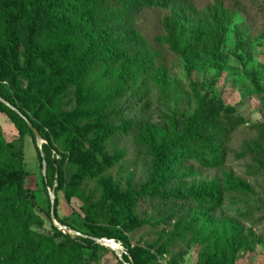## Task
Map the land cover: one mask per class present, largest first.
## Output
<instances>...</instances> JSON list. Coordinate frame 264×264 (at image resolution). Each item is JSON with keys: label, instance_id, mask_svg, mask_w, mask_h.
Returning <instances> with one entry per match:
<instances>
[{"label": "rangeland", "instance_id": "1", "mask_svg": "<svg viewBox=\"0 0 264 264\" xmlns=\"http://www.w3.org/2000/svg\"><path fill=\"white\" fill-rule=\"evenodd\" d=\"M224 2L231 10L232 19L214 66L204 55L192 53L183 57L164 43L163 18L172 12L171 8H144L137 14L136 26L155 55V66L146 76L133 82L132 88L117 102L132 95L140 96L142 99L137 101L136 109L145 104V116L98 120L87 115L79 108L82 95L78 94L75 84L65 85L54 100L47 101L33 115L52 140L57 129L66 133L77 127L84 130L85 135L79 152L60 147L67 158L62 177L64 186H60L59 179H56V194L53 189L44 186L46 167L42 165L36 142L30 134L25 136L26 185L35 193L37 203L29 222V230L33 232L31 236L55 233L53 226L56 224L47 213L51 195H54L59 217L57 223L71 226L69 231L56 226L64 233L72 237L86 236L84 233H91L98 227H101L99 230H107L111 226L109 215H105L98 225H92L85 218L83 199L68 197L65 191L76 171L92 166L91 156L83 151L94 145L109 166L101 173L89 171L79 188L84 194L93 192L95 201L108 194L112 210L119 213L130 201L131 211L123 213L132 216L127 218V227L121 229L122 238L130 248L121 240L114 239L120 244L122 255L127 254L133 261L130 249H134L138 258L147 264H203L206 253L212 251V247L195 235L204 224L211 232L212 240L225 232L230 239L240 243L235 264H264V156L253 150L256 144L264 147V101L243 71L246 68L256 72L264 86V0ZM194 3L202 10L214 0H194ZM189 18L192 27L202 24L201 17ZM9 25L8 17L0 10V38L9 31ZM237 25L243 41L240 44L235 31ZM70 34V31H58L51 37L54 43L63 46L70 41ZM19 38L23 46L19 65L24 67L26 39L22 29L19 30ZM191 65H202L203 69L190 70ZM0 67L5 73L10 72L7 64L0 62ZM117 75L115 66L110 75L102 77L100 85L112 87ZM13 80L27 90L36 103L42 104L47 100L44 93L50 85L49 72L34 78L16 75ZM5 83L10 86L9 81ZM207 91L220 97L226 105L235 106L236 113L244 117L246 123L234 132L228 144L230 151L222 166L207 167L180 156L172 164L162 191L168 194L175 189L182 194L200 196L221 193L219 203H188L180 198H159L149 194L147 191L156 172V157L151 142L143 136L150 132L154 139L161 136L171 139L175 134H182L186 118L195 112L200 96ZM122 121L127 123L125 129L121 128ZM0 130L6 141H13L19 146L17 128L2 113ZM45 142L47 140L43 139ZM54 143L59 146L58 142ZM107 178H111L113 184H109ZM183 224L186 226L180 227ZM93 238L96 241L100 239ZM62 239L61 236L56 237L55 242L59 243ZM6 243L0 241V252L8 249ZM76 246L82 249L86 264H121L120 260H123L107 245L106 249L92 255L90 249L69 242L60 250L59 256Z\"/></svg>", "mask_w": 264, "mask_h": 264}, {"label": "trees", "instance_id": "2", "mask_svg": "<svg viewBox=\"0 0 264 264\" xmlns=\"http://www.w3.org/2000/svg\"><path fill=\"white\" fill-rule=\"evenodd\" d=\"M171 8L172 12L163 18L165 34L164 43L170 49L183 57L192 53L206 56L212 66L218 62L217 54L221 51L231 23V10L224 0H214V3L199 10L194 0H0V10L9 19V31L0 38V62L7 64L9 73L0 67V96L19 112L0 99V113L6 115L18 130L19 146L13 141H6L0 130V241L7 242L6 251L0 252V264H86L80 247H74L59 256L61 249L69 243L83 246L92 251V255L106 246L97 242L94 237L119 239L130 248L122 238L121 229L127 227L131 219L130 201L119 213L113 211L108 203V194L95 201V194H84L79 188L88 172L101 173L109 166L99 149L91 145L83 152L92 158V166L79 169L65 186L68 197L77 196L84 201L86 220L92 225H98L105 215H109L111 226L107 230L98 227L91 233L72 237L69 233L53 226V235H33L29 230V222L33 217V209L37 206L35 193L27 187L28 172L24 162V139L30 134L36 142L35 135L23 117L25 115L41 133L47 142L42 148H37L41 162H46L45 188L53 189L56 179L64 186L62 180L65 174L66 150L79 152L85 131L77 127L66 133L57 129L52 140L45 128L37 122L33 115L43 108L47 101L55 99L57 92L67 84H75L79 100V108L87 115L98 120L126 117H143L146 115V105L136 109L141 97L132 95L121 100L133 82L146 76L155 66V55L148 41L137 28L135 18L144 8ZM190 17H201L199 27L190 25ZM22 29L26 39V65H19V57L23 50L19 38ZM58 31H70L71 39L63 46L52 40V35ZM238 44L242 43L240 28L236 29ZM118 69L116 82L112 87L100 85L102 77L106 78ZM189 69H203L202 65H191ZM244 73L252 80L256 91L264 101V86L256 72L246 68ZM49 72L50 85L44 95L47 100L36 103L28 95V91L14 82L16 75L24 78H34ZM107 72V73H106ZM5 81L10 82V86ZM138 98V99H137ZM23 114V115H22ZM246 121L236 113V107L226 105L220 97L212 96L208 91L199 98V106L185 120L182 134H175L171 139L166 136L155 138L150 132L146 137L154 148L156 157V172L149 194L159 198L172 197L188 203L218 204L221 193L212 195L179 193L173 189L168 194L163 190L165 178L180 156L193 159L207 167H220L225 163L230 151L228 147L234 132ZM122 127H127L122 121ZM54 142H58L55 145ZM37 144V143H36ZM264 156V147L256 144L253 149ZM43 165V164H42ZM113 184L111 178H107ZM126 212V213H127ZM51 216V202L47 211ZM55 217L58 213L55 206ZM128 218V219H127ZM68 228L70 225L65 224ZM186 226L185 224L180 227ZM179 227V228H180ZM191 228V227H190ZM189 228V229H190ZM62 241L55 242L56 237ZM198 240L207 242L212 251L206 253L203 264H235L240 243L230 239L225 232L214 240L211 232L201 224V231L195 235ZM133 261L123 254L120 263L133 262L147 264L138 258L134 249H130Z\"/></svg>", "mask_w": 264, "mask_h": 264}, {"label": "water", "instance_id": "3", "mask_svg": "<svg viewBox=\"0 0 264 264\" xmlns=\"http://www.w3.org/2000/svg\"><path fill=\"white\" fill-rule=\"evenodd\" d=\"M0 99H2L1 98V96H0ZM3 100V99H2ZM3 101H5V100H3ZM5 103H7L8 105H10L7 101H5ZM13 109H15V110H17L18 112H19V110L17 109V108H15L14 106H12V105H10ZM23 115V114H22ZM23 117L25 118V120L27 121V123H28V125L30 126V128L32 129V131H33V133H34V135H35V139H36V143H37V145L39 146V148H42V143H43V137H42V135H41V133L38 131V129L31 123V121L25 116V115H23ZM43 166L44 167H46V162H45V160H43ZM51 217L53 218V220H54V222H55V224H56V226H59L60 228H63V229H65L66 231H69V228H68V226H62V225H60L59 223H57V221H56V217H55V202H54V195H51ZM114 239H108V238H105V237H103V238H100V239H97V241L98 242H100V243H102V244H104V245H107V246H109L110 247V244L112 243V241H113ZM112 248V247H111ZM112 249H114L116 252H117V254L121 257V259H123L122 258V253L118 250V249H116V248H112ZM129 264V263H128Z\"/></svg>", "mask_w": 264, "mask_h": 264}, {"label": "bare ground", "instance_id": "4", "mask_svg": "<svg viewBox=\"0 0 264 264\" xmlns=\"http://www.w3.org/2000/svg\"><path fill=\"white\" fill-rule=\"evenodd\" d=\"M110 247H112V248H116V249H118V250L121 249L120 244H119L116 240H113V241H112V243L110 244Z\"/></svg>", "mask_w": 264, "mask_h": 264}]
</instances>
